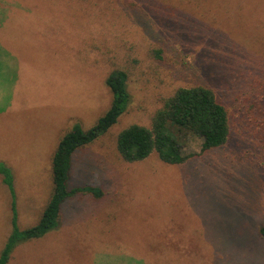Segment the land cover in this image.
I'll use <instances>...</instances> for the list:
<instances>
[{
  "label": "rangeland",
  "instance_id": "1",
  "mask_svg": "<svg viewBox=\"0 0 264 264\" xmlns=\"http://www.w3.org/2000/svg\"><path fill=\"white\" fill-rule=\"evenodd\" d=\"M0 38L18 60L12 108L0 116V164L14 178L18 227L39 221L53 191L52 160L75 125L110 108L107 77L128 75L130 103L104 136L74 155L77 194L58 229L19 244L8 264H264V0H0ZM214 91L230 136L167 165L127 163L118 135L150 128L178 89ZM0 175V253L12 232Z\"/></svg>",
  "mask_w": 264,
  "mask_h": 264
},
{
  "label": "trees",
  "instance_id": "2",
  "mask_svg": "<svg viewBox=\"0 0 264 264\" xmlns=\"http://www.w3.org/2000/svg\"><path fill=\"white\" fill-rule=\"evenodd\" d=\"M128 75L123 70L112 72L106 86L112 93L110 108L89 130L75 125L59 141L52 160L53 191L36 225L20 230L14 193L12 171L0 164V175L11 194L12 232L0 253V264H8L13 250L22 243L37 240L58 229L63 217V206L77 194H91L100 199L104 192L99 187L70 188L72 162L76 152L104 136L126 112L130 103ZM196 136L202 140V153L223 147L230 136L229 115L213 90L195 86L181 88L155 114L151 127L132 125L117 138V150L127 163L142 162L152 154L167 165H182L194 157L185 151V139ZM264 168V162L260 164ZM264 242V226L258 230Z\"/></svg>",
  "mask_w": 264,
  "mask_h": 264
},
{
  "label": "crops",
  "instance_id": "3",
  "mask_svg": "<svg viewBox=\"0 0 264 264\" xmlns=\"http://www.w3.org/2000/svg\"><path fill=\"white\" fill-rule=\"evenodd\" d=\"M18 74V60L0 38V116L12 108Z\"/></svg>",
  "mask_w": 264,
  "mask_h": 264
}]
</instances>
